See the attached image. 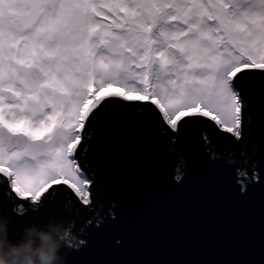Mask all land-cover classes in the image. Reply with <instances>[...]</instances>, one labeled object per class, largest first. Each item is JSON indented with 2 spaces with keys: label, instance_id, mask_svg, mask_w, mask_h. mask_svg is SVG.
Instances as JSON below:
<instances>
[{
  "label": "snow or ice",
  "instance_id": "obj_1",
  "mask_svg": "<svg viewBox=\"0 0 264 264\" xmlns=\"http://www.w3.org/2000/svg\"><path fill=\"white\" fill-rule=\"evenodd\" d=\"M254 71L264 0H0V195L21 216L62 186L90 205L80 149L113 103L239 140Z\"/></svg>",
  "mask_w": 264,
  "mask_h": 264
},
{
  "label": "water",
  "instance_id": "obj_2",
  "mask_svg": "<svg viewBox=\"0 0 264 264\" xmlns=\"http://www.w3.org/2000/svg\"><path fill=\"white\" fill-rule=\"evenodd\" d=\"M241 80L244 156L208 119L173 133L150 106L110 104L80 149L92 203H75L62 186L21 216L15 199L0 195L9 238L54 221L75 236L61 249L64 264H264V73ZM76 209L96 217L74 229Z\"/></svg>",
  "mask_w": 264,
  "mask_h": 264
},
{
  "label": "clouds",
  "instance_id": "obj_3",
  "mask_svg": "<svg viewBox=\"0 0 264 264\" xmlns=\"http://www.w3.org/2000/svg\"><path fill=\"white\" fill-rule=\"evenodd\" d=\"M75 236L63 225H26L18 239H10L8 220L0 218V264H64L61 249L69 246Z\"/></svg>",
  "mask_w": 264,
  "mask_h": 264
},
{
  "label": "rangeland",
  "instance_id": "obj_4",
  "mask_svg": "<svg viewBox=\"0 0 264 264\" xmlns=\"http://www.w3.org/2000/svg\"><path fill=\"white\" fill-rule=\"evenodd\" d=\"M129 107L131 108L132 106H129ZM139 107H140V105L134 106V109L137 110V108H139ZM244 121H245V117H244ZM164 126L167 128V131H170V132H173V133L177 132V131H175V132L172 131L166 125H164ZM245 134H246V131L243 130L242 138L237 140L232 134L227 133V135L230 137V139H232L234 142H236L238 144L239 154H242L243 156L245 155V153L248 150ZM85 171H86L87 176L91 179V174L87 170H85ZM15 202H16V205H18V203H20V201H18L16 199H15Z\"/></svg>",
  "mask_w": 264,
  "mask_h": 264
},
{
  "label": "trees",
  "instance_id": "obj_5",
  "mask_svg": "<svg viewBox=\"0 0 264 264\" xmlns=\"http://www.w3.org/2000/svg\"><path fill=\"white\" fill-rule=\"evenodd\" d=\"M232 140V139H231ZM236 143V142H235ZM237 144V143H236ZM94 208H95V206H94ZM96 209H95V211H92V212H90V213H85L84 211H81V210H79V209H77V213H76V215H75V217H74V222H73V226L72 227H74V229H80V221L82 220V218L83 217H85L84 219L86 220V219H94L95 217H96Z\"/></svg>",
  "mask_w": 264,
  "mask_h": 264
},
{
  "label": "flooded vegetation",
  "instance_id": "obj_6",
  "mask_svg": "<svg viewBox=\"0 0 264 264\" xmlns=\"http://www.w3.org/2000/svg\"><path fill=\"white\" fill-rule=\"evenodd\" d=\"M220 137V136H219ZM233 141V140H232ZM234 142V141H233ZM235 143V142H234ZM70 191V192H69ZM69 191H68V195L70 196H72L74 199H75V203L77 202L76 200H77V198H76V196L72 193V191L69 189ZM76 211H77V209H76Z\"/></svg>",
  "mask_w": 264,
  "mask_h": 264
}]
</instances>
